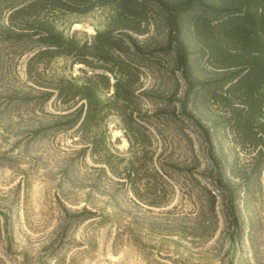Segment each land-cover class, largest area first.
<instances>
[{
    "label": "rangeland",
    "instance_id": "374dc122",
    "mask_svg": "<svg viewBox=\"0 0 264 264\" xmlns=\"http://www.w3.org/2000/svg\"><path fill=\"white\" fill-rule=\"evenodd\" d=\"M8 9L0 0V264H264L263 172L211 126L204 96L182 107L187 82L159 31L138 37L146 60L127 105L106 111L102 153L59 129L72 108L41 87L93 71L55 57L29 77L32 49L9 37ZM107 16L60 13L54 25L90 42ZM208 74L201 63L187 81Z\"/></svg>",
    "mask_w": 264,
    "mask_h": 264
},
{
    "label": "trees",
    "instance_id": "16d2710c",
    "mask_svg": "<svg viewBox=\"0 0 264 264\" xmlns=\"http://www.w3.org/2000/svg\"><path fill=\"white\" fill-rule=\"evenodd\" d=\"M8 4L9 37L26 38L32 49L25 63L29 77L42 59L55 57H69L93 71L60 77L54 86L36 84L46 89L44 101L54 93L72 108L59 115V129L75 127L85 137V147L97 145V152L105 153L101 124L106 111L127 105L133 91L131 69L146 60L138 37L159 31L160 51L172 55L187 82L182 107L204 96L219 115L211 126L228 136L233 146L252 154L255 168L264 175V0H8ZM93 9H107L108 16L105 28L95 31L90 42L54 25L57 14L83 15ZM201 63L209 74L191 84L187 80ZM109 88L110 96L102 98ZM75 102L76 107L69 106ZM199 127L208 140L207 130Z\"/></svg>",
    "mask_w": 264,
    "mask_h": 264
}]
</instances>
